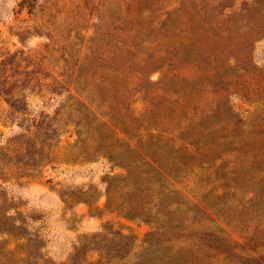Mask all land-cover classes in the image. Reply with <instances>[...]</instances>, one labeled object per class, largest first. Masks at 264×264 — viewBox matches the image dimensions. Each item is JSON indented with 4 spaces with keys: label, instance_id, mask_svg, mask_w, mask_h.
Returning <instances> with one entry per match:
<instances>
[{
    "label": "rangeland",
    "instance_id": "obj_1",
    "mask_svg": "<svg viewBox=\"0 0 264 264\" xmlns=\"http://www.w3.org/2000/svg\"><path fill=\"white\" fill-rule=\"evenodd\" d=\"M263 29L264 0H0V186L34 234H0V248L22 245L0 264L38 248L51 263L37 264L95 263L101 247L98 264L241 263L189 235L264 247ZM111 116L161 135L176 179L158 228L183 237L153 239L157 225L107 206L106 178L125 172L92 153L94 133L77 142L75 124Z\"/></svg>",
    "mask_w": 264,
    "mask_h": 264
},
{
    "label": "trees",
    "instance_id": "obj_2",
    "mask_svg": "<svg viewBox=\"0 0 264 264\" xmlns=\"http://www.w3.org/2000/svg\"><path fill=\"white\" fill-rule=\"evenodd\" d=\"M264 31V29L262 30ZM77 126V142H83L88 139H82L87 133H94V138L90 139L93 143L92 153L98 154L100 157L107 159L125 172L115 176H108L105 180L106 191L105 197L107 199V206H113L114 210L119 213L123 218L129 221H139L157 225V232L152 234L153 239H159L161 242H170L183 237V232H176L175 234H168L164 228L169 223V218L166 215L165 198L162 193L171 191V180L176 178L172 176L163 165L161 159L157 155L155 149L159 148L162 142V137L159 134H138L132 135L124 132L120 124L114 117H110L108 122L96 124H87V122H79ZM34 124V128H37ZM135 126V125H134ZM107 133V137L102 132ZM123 136V137H121ZM43 150H38L35 156L40 157ZM92 155V154H89ZM89 159H95V156H88ZM140 168H151L153 171L141 174L138 178L134 179V172ZM168 184V188L166 185ZM126 191V192H124ZM88 195V193H86ZM137 198H134L137 195ZM9 199L7 194L0 186V234L15 238L17 241H24L26 244L31 242L34 234L28 231V224L21 213L15 211V215L11 214L14 210L12 207H5ZM83 203L91 205L88 200H83ZM23 219V220H22ZM177 236V237H176ZM208 238L211 241L209 248L210 256L216 258H223L224 260L236 259L240 264L264 263V247L259 249H249L245 245L236 243L234 246H225L219 236L210 234L208 236L201 235L191 239L202 240ZM91 240L97 241V244L103 240L102 234L95 235ZM117 248L129 244L131 237L123 233H117L112 240ZM2 245V244H1ZM150 246V242L147 244ZM22 245H17L15 249L8 250L7 245L0 248V260L5 259L14 261L15 254ZM24 246V244H23ZM1 249L3 250L1 252ZM76 252L80 251V247H76ZM105 249V250H104ZM99 261L101 262L106 257V248H96ZM25 258L20 262L37 264L39 260H45L51 263L43 252V248L35 249L34 251L25 252ZM75 254L72 255L71 261L74 263ZM34 259L35 262H32ZM32 260V261H31ZM17 261V260H16ZM96 261L88 262L84 260L80 264H98Z\"/></svg>",
    "mask_w": 264,
    "mask_h": 264
}]
</instances>
